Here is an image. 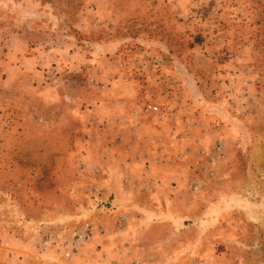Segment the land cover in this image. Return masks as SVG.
<instances>
[{
  "label": "rangeland",
  "instance_id": "obj_1",
  "mask_svg": "<svg viewBox=\"0 0 264 264\" xmlns=\"http://www.w3.org/2000/svg\"><path fill=\"white\" fill-rule=\"evenodd\" d=\"M0 264H264V0H0Z\"/></svg>",
  "mask_w": 264,
  "mask_h": 264
},
{
  "label": "built area",
  "instance_id": "obj_2",
  "mask_svg": "<svg viewBox=\"0 0 264 264\" xmlns=\"http://www.w3.org/2000/svg\"><path fill=\"white\" fill-rule=\"evenodd\" d=\"M89 232H90V227L88 224H86V226L83 227V229H80L78 231H74L73 233H71L70 239L67 241L59 240V241L54 242L55 243L54 245L53 242H49L48 240H45L43 245H44V248H48L53 245L57 246L58 247L57 250H59L62 256L65 258H69L71 255V252L77 249L78 245L81 243V241H83L86 238Z\"/></svg>",
  "mask_w": 264,
  "mask_h": 264
}]
</instances>
